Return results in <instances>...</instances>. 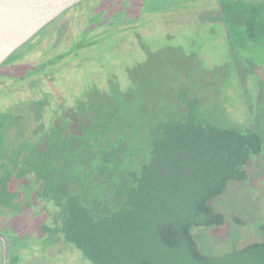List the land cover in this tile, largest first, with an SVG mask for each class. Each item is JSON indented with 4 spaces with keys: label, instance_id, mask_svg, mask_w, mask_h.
<instances>
[{
    "label": "trees",
    "instance_id": "16d2710c",
    "mask_svg": "<svg viewBox=\"0 0 264 264\" xmlns=\"http://www.w3.org/2000/svg\"><path fill=\"white\" fill-rule=\"evenodd\" d=\"M120 4L112 17L123 23L130 4L108 2L86 21L89 30ZM143 4L147 14H211L231 52L223 83L204 84L208 70L193 49L179 45L147 52L144 65L129 67L123 80L107 73L100 88L87 83L71 105L49 86L38 97H28L23 80L10 94L0 86V230L8 218L36 221L28 234L57 263L71 255L87 264H264V223L260 240L217 255L202 253L193 234L224 226L212 202L229 184L246 183L255 159L264 167V77L253 54L264 52V0ZM143 22L130 20L129 34L137 37ZM25 48L27 68L34 59ZM56 49L65 66L83 57L73 47L67 57ZM62 63L56 72L67 68ZM32 77L44 81L42 72ZM146 81L168 83L154 97ZM228 97L242 119L229 115ZM13 239L7 248L18 264Z\"/></svg>",
    "mask_w": 264,
    "mask_h": 264
},
{
    "label": "rangeland",
    "instance_id": "374dc122",
    "mask_svg": "<svg viewBox=\"0 0 264 264\" xmlns=\"http://www.w3.org/2000/svg\"><path fill=\"white\" fill-rule=\"evenodd\" d=\"M116 2L121 3L124 0H116ZM127 3L130 5H128V14L123 23L115 22L118 19L112 17L118 11L117 8L122 6L120 4L119 6H111L106 9V16L104 18H106L108 24L99 25L98 23L95 28L89 30L86 20H78V17L72 11L65 15L63 13L62 15L64 16L61 15L55 21H52L45 27L46 29H43L36 35L35 40L48 39V34H55L54 27H59L60 23L57 22H60L62 18H66V22L62 20L64 27L63 34H68V40L72 43H64L61 47L63 53L67 57V49L73 47L76 50H80L78 52L82 53L83 58H87L88 55L90 57L89 60H85L83 64H79L78 66H76L75 60H73L66 69L56 73V79L50 88V92L52 95L59 97L57 100H65L69 105L74 104L75 97L73 95L82 92L83 87L89 82H94L93 85L97 84L100 88V86L105 84L107 73H111L117 79L123 80L129 67L132 68L134 64L144 65L147 52L153 53L159 49L162 50L166 46L174 47L181 45L185 47L186 52L189 49H193L198 58H200L201 64L208 70L206 72L209 75L204 79V84H210V81H212L214 85L220 86L223 83L220 77L226 75L223 68L224 65L231 61V52L229 47L225 45V37L218 33V29L213 24L214 18L211 14L204 13L197 15L195 20L194 18L191 19V17L185 19L182 15L161 16L157 15L160 12L159 9L156 12L150 11L147 14L148 8L144 6L143 0H127ZM101 6L100 3L89 2L83 8H86L90 15ZM163 10L166 11L165 9ZM133 19H143L144 21L142 24L144 29H142L137 37L129 34V27L131 25L129 21ZM53 37L56 38L55 35ZM125 39L131 40L128 46L126 44L128 42L124 41ZM35 45V42L27 44L29 49L34 48ZM53 45L54 43H52ZM61 49L59 48V50ZM42 50L36 45V48L32 49L30 56L38 61L40 58H44ZM27 51L26 49L20 53L15 60L14 64L18 68L14 73H9L4 68L0 70V74L3 72L5 80L2 90L20 91L22 89L21 83L19 84V80L12 75L25 77L33 73L31 71H34V63L27 65V68L23 66L29 57ZM255 51L257 53H254ZM253 54L254 63L257 65L258 61L263 66L261 70L263 73L262 77H264V52L256 49L253 51ZM161 57L155 56L151 60L157 61ZM214 65L217 66L215 72L211 71V67ZM31 66L33 67L31 68ZM17 83L18 85H16ZM36 83L35 80L24 82V86L29 89L28 97L37 94ZM166 83L162 84L154 81L152 84L146 81L145 90L147 95H159L160 91L166 90ZM149 90L152 92L150 93ZM1 97L2 93L0 94V103H3L4 100H1ZM228 98L229 100L226 102L225 108H227L229 115H236L237 118L235 117V120L238 118L242 119L235 101L233 98ZM167 100L168 97L165 98V101ZM153 106L151 104V107ZM159 106L163 108L165 104L160 103ZM160 107L157 105L159 111L162 109ZM21 114L23 115V113ZM245 114L246 116L243 117V120L245 123H248L250 118H252L251 110H248ZM257 160L255 159L251 164L246 183L229 184L227 189L212 202L213 209L224 215V226L193 232L198 248L202 253L217 255L261 239L258 229L264 223V167ZM26 220L28 221V218ZM35 222H31V224L35 226ZM31 224L17 220L11 221L8 218L1 225L2 230H0V233L3 234L7 242H14V239L10 240L12 238L18 239L14 244L18 249V264H83V262L87 264L85 261L79 262L77 257H72L71 255H64L62 263H57V260H54L52 255L45 251L42 252L36 246L34 241L36 238L28 234L32 229ZM7 264H12L10 252Z\"/></svg>",
    "mask_w": 264,
    "mask_h": 264
},
{
    "label": "water",
    "instance_id": "95a60500",
    "mask_svg": "<svg viewBox=\"0 0 264 264\" xmlns=\"http://www.w3.org/2000/svg\"><path fill=\"white\" fill-rule=\"evenodd\" d=\"M86 0H0V66L49 23ZM2 264L7 243L2 235Z\"/></svg>",
    "mask_w": 264,
    "mask_h": 264
},
{
    "label": "flooded vegetation",
    "instance_id": "af4514ba",
    "mask_svg": "<svg viewBox=\"0 0 264 264\" xmlns=\"http://www.w3.org/2000/svg\"><path fill=\"white\" fill-rule=\"evenodd\" d=\"M113 1H116V0H86V1L76 5L75 7L69 9L68 11H66L64 13V15L74 11V14L78 17V20H84L85 19L87 22L90 23V22L94 21V18L92 17V14H90V15L88 14V10L86 8H83L85 4H88L89 2H93V3H100L103 6V5H106L108 2L110 3V2H113ZM64 15H62V16H64ZM100 17H101V15H98V18H100ZM62 20H65V22H66V18H62L60 22H57V23H60V24H59L58 28L54 27L55 34H51V35L48 34V39L35 40V37L38 34L37 33L31 40H29L24 45H22L20 48H18L15 52H13L9 56V58L6 61H4L2 63V65L0 66V70H2L4 68V70H8L7 72L14 73L16 71V69L18 68V66L15 65L14 62L17 59L18 55L20 53H22L24 50L27 49V48H24L25 45H27L29 43L33 44L35 42L37 47H39L40 49H43L42 52H43L44 58H40L38 61H36V60L33 61L35 63V69H34L35 72L28 74L25 78H24V76H18V80L19 81L23 80V83L27 82L28 80H35L37 82L36 83V92H37V94L35 96H33V97L40 96V93H41L43 87H45V86L52 87L53 86V82L56 79L55 78V75L57 73L56 71L59 69L58 65L61 64L62 61L64 60V59H57V56L55 54V52L57 50L56 48H58V49L61 48L64 45V43H72L70 40H68L69 36L66 37V35L63 34L64 33V27L62 25V22H63ZM98 23H99V25L107 24V22H104V20H101L100 22L96 21L95 22L96 26H97ZM43 29H46V28L44 27ZM54 35L56 36V38L53 37ZM62 35H64L65 37L64 36L62 37ZM124 41L128 42V43H126L127 46H128L130 44L131 40L130 39H125ZM52 43H54L53 46H52ZM36 45H35L34 48H36ZM22 48H24V49H22ZM34 48L32 47V49H34ZM74 56H75V53L73 54L72 57H74ZM82 61H83V57L76 58L75 64H77V66L79 64H83ZM25 63L23 64V66L26 65ZM43 63H44V65L47 64V66L44 68V70H40L38 67H39V65H41ZM70 63H69V65H70ZM69 65L65 66V64L62 63V66L65 67V68L68 67ZM262 67L263 66L261 65V69H262ZM39 72L43 73V78H44V81H43V83H41V85H39L40 84L39 79L32 77L34 74H37ZM260 72L262 73V70ZM3 76L4 75H3V72H2L0 74V86H2V88L5 85V80H4ZM37 85H38V87H37ZM3 91H4V93L10 94V93H13L15 90H13V91H7V90L5 91V90H3ZM21 113H23V112H21ZM26 121L27 120H25V119L21 120L19 122L20 126L24 125ZM0 235L3 236L2 233H0ZM6 243H7V240H6ZM7 247H8V245H7ZM0 248H1L0 249V264H2L3 251H2V242H1V240H0ZM8 258H9V251H8V248H7L6 261L8 260Z\"/></svg>",
    "mask_w": 264,
    "mask_h": 264
}]
</instances>
